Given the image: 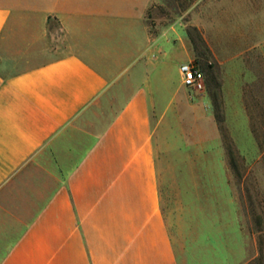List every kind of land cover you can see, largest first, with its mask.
I'll list each match as a JSON object with an SVG mask.
<instances>
[{
  "label": "crops",
  "instance_id": "crops-1",
  "mask_svg": "<svg viewBox=\"0 0 264 264\" xmlns=\"http://www.w3.org/2000/svg\"><path fill=\"white\" fill-rule=\"evenodd\" d=\"M154 1L0 0V264H179L154 110L194 48Z\"/></svg>",
  "mask_w": 264,
  "mask_h": 264
},
{
  "label": "rangeland",
  "instance_id": "rangeland-1",
  "mask_svg": "<svg viewBox=\"0 0 264 264\" xmlns=\"http://www.w3.org/2000/svg\"><path fill=\"white\" fill-rule=\"evenodd\" d=\"M147 18L156 32L183 23L207 83L197 92L174 80L175 98L154 110L179 264H249L264 235V0H155ZM38 49L22 62L48 56Z\"/></svg>",
  "mask_w": 264,
  "mask_h": 264
},
{
  "label": "built area",
  "instance_id": "built-area-1",
  "mask_svg": "<svg viewBox=\"0 0 264 264\" xmlns=\"http://www.w3.org/2000/svg\"><path fill=\"white\" fill-rule=\"evenodd\" d=\"M183 84L194 91L202 92L206 90V76L203 69L195 61L182 63L180 66Z\"/></svg>",
  "mask_w": 264,
  "mask_h": 264
},
{
  "label": "trees",
  "instance_id": "trees-1",
  "mask_svg": "<svg viewBox=\"0 0 264 264\" xmlns=\"http://www.w3.org/2000/svg\"><path fill=\"white\" fill-rule=\"evenodd\" d=\"M188 1H193V0H188ZM205 43V41H204ZM196 47V46H195ZM257 231L259 233H264L263 228H258ZM264 264V235L259 236V256L256 257L251 263L249 264Z\"/></svg>",
  "mask_w": 264,
  "mask_h": 264
}]
</instances>
